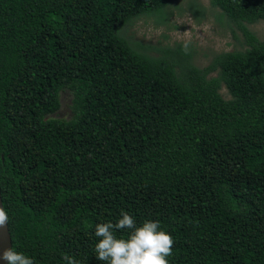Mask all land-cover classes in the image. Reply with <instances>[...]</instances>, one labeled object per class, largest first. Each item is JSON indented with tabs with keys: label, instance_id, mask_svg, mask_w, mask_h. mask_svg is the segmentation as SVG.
<instances>
[{
	"label": "trees",
	"instance_id": "1",
	"mask_svg": "<svg viewBox=\"0 0 264 264\" xmlns=\"http://www.w3.org/2000/svg\"><path fill=\"white\" fill-rule=\"evenodd\" d=\"M175 1L0 0L1 200L34 264H106L95 228L122 212L159 221L169 264H264V0H210L246 47L204 67L125 34Z\"/></svg>",
	"mask_w": 264,
	"mask_h": 264
},
{
	"label": "rangeland",
	"instance_id": "2",
	"mask_svg": "<svg viewBox=\"0 0 264 264\" xmlns=\"http://www.w3.org/2000/svg\"><path fill=\"white\" fill-rule=\"evenodd\" d=\"M190 2L195 4L194 9L189 8ZM167 10L165 19L157 14L139 17L125 32L128 39L152 46L178 43L191 51L192 63L198 67L208 65L220 52L246 47L241 31L222 15L220 9L211 6L210 0H176ZM248 26L259 39H264V21ZM221 92L225 94L226 90L223 88ZM71 100L70 90H62L60 107L53 116L70 117Z\"/></svg>",
	"mask_w": 264,
	"mask_h": 264
},
{
	"label": "clouds",
	"instance_id": "3",
	"mask_svg": "<svg viewBox=\"0 0 264 264\" xmlns=\"http://www.w3.org/2000/svg\"><path fill=\"white\" fill-rule=\"evenodd\" d=\"M9 222V216L0 206V226ZM131 230L128 237L118 238L117 230ZM94 235L98 239L94 252L96 258L106 264H169L172 255L173 237L160 228L159 221L145 220L137 225L135 219L122 212L116 223L96 225ZM66 264H81L70 255L63 257ZM4 264H34V260L12 246L0 252Z\"/></svg>",
	"mask_w": 264,
	"mask_h": 264
},
{
	"label": "water",
	"instance_id": "4",
	"mask_svg": "<svg viewBox=\"0 0 264 264\" xmlns=\"http://www.w3.org/2000/svg\"><path fill=\"white\" fill-rule=\"evenodd\" d=\"M0 206L3 207L1 200V191H0ZM10 247H12L11 236L9 233L8 224L6 223L5 225L0 226V252ZM0 264H4V262L0 261Z\"/></svg>",
	"mask_w": 264,
	"mask_h": 264
}]
</instances>
